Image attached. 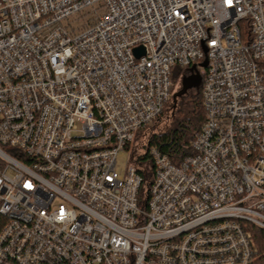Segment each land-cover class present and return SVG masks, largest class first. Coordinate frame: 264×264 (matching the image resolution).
<instances>
[{"label":"built area","instance_id":"obj_1","mask_svg":"<svg viewBox=\"0 0 264 264\" xmlns=\"http://www.w3.org/2000/svg\"><path fill=\"white\" fill-rule=\"evenodd\" d=\"M174 67L203 121L178 163L149 149L143 189L129 146ZM246 224L264 230V0H0V264H251Z\"/></svg>","mask_w":264,"mask_h":264},{"label":"trees","instance_id":"obj_2","mask_svg":"<svg viewBox=\"0 0 264 264\" xmlns=\"http://www.w3.org/2000/svg\"><path fill=\"white\" fill-rule=\"evenodd\" d=\"M200 82L199 77V84L177 97L175 102L172 99L173 84L171 97L165 103L161 114L150 126L138 131L129 146L131 161L143 178V189L148 186L154 172V164L149 154L151 147L169 157L173 163L191 155V139L200 128L204 116ZM246 225L248 236L254 245L251 264H264V230L254 225Z\"/></svg>","mask_w":264,"mask_h":264},{"label":"rangeland","instance_id":"obj_3","mask_svg":"<svg viewBox=\"0 0 264 264\" xmlns=\"http://www.w3.org/2000/svg\"><path fill=\"white\" fill-rule=\"evenodd\" d=\"M79 24L78 21L74 22L73 25H77ZM172 70V74H171V84H174V91L176 92L179 88H180V77L182 73H186V76H188L187 70L186 68H181V67H174ZM180 80V81H179ZM175 81V82H174ZM162 126V124H161ZM116 163H115V172L116 175H122L124 173L125 167L127 165V161L129 159V155L127 152H124L122 154H119L118 156H116Z\"/></svg>","mask_w":264,"mask_h":264},{"label":"water","instance_id":"obj_4","mask_svg":"<svg viewBox=\"0 0 264 264\" xmlns=\"http://www.w3.org/2000/svg\"><path fill=\"white\" fill-rule=\"evenodd\" d=\"M134 53L136 56H139L143 53V50L141 47L134 48ZM206 61H204L203 65H205ZM199 76L193 75V76H187L183 77L180 81V88L173 93L172 99L175 102L176 98L185 93L188 89L192 88L193 86H197L199 83Z\"/></svg>","mask_w":264,"mask_h":264}]
</instances>
